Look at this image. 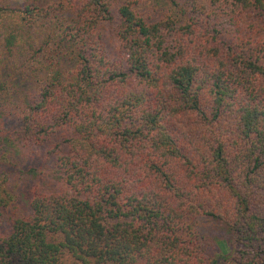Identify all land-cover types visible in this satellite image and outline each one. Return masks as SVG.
<instances>
[{"label":"trees","instance_id":"16d2710c","mask_svg":"<svg viewBox=\"0 0 264 264\" xmlns=\"http://www.w3.org/2000/svg\"><path fill=\"white\" fill-rule=\"evenodd\" d=\"M0 17V264H264V0H0ZM56 138L57 187L13 210L1 163ZM204 216L230 250L208 256Z\"/></svg>","mask_w":264,"mask_h":264},{"label":"rangeland","instance_id":"374dc122","mask_svg":"<svg viewBox=\"0 0 264 264\" xmlns=\"http://www.w3.org/2000/svg\"><path fill=\"white\" fill-rule=\"evenodd\" d=\"M209 2L211 0H203ZM0 22L8 25L9 21L6 18L0 17ZM105 41L114 50L117 48V23L107 22L105 24ZM12 123L15 121L12 120ZM62 139L57 138L53 140L51 145L48 147H40L32 144L30 147H24V161L17 164L11 165L12 161L2 162V168H6V173L9 177V189L14 195V203L12 209L15 206L18 212H26L28 208V199L33 196L32 186L38 184L37 188L49 190L52 187H57L56 177L54 176L53 167L58 152L55 151L56 142ZM66 147V146H63ZM28 153V154H27ZM35 167L38 175H35L31 171V168ZM60 188V185L58 186ZM198 229L204 240L205 248L207 249L208 256L219 255L227 250L231 249V232L228 226L219 220L204 216L198 220ZM223 240V241H222ZM225 243L224 247L221 242ZM225 241V242H224Z\"/></svg>","mask_w":264,"mask_h":264}]
</instances>
